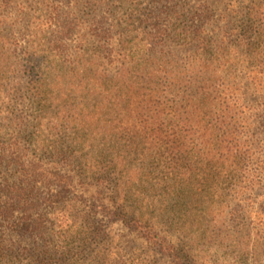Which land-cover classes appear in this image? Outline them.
Here are the masks:
<instances>
[{
    "label": "trees",
    "instance_id": "trees-1",
    "mask_svg": "<svg viewBox=\"0 0 264 264\" xmlns=\"http://www.w3.org/2000/svg\"><path fill=\"white\" fill-rule=\"evenodd\" d=\"M240 14L216 37L209 0H0V264H150L100 218L219 264L196 193L264 186V105L240 108V83L264 91V11Z\"/></svg>",
    "mask_w": 264,
    "mask_h": 264
},
{
    "label": "rangeland",
    "instance_id": "rangeland-1",
    "mask_svg": "<svg viewBox=\"0 0 264 264\" xmlns=\"http://www.w3.org/2000/svg\"><path fill=\"white\" fill-rule=\"evenodd\" d=\"M209 4L213 19V25H210V27L215 30L218 29L215 34L216 37L217 33L222 30L229 31L227 30L228 27H231L235 22L240 27L241 12L253 7L264 11V0H209ZM46 36L52 39L54 34ZM38 37L41 36L35 38ZM65 59V57L62 59L56 58L59 67L66 64L64 63ZM261 59L264 60V55L261 56ZM58 71L62 72L60 68ZM261 74L264 76L263 72ZM241 79L243 78L240 73ZM240 87L243 88L245 93L240 95V108L243 115H248L252 121L256 119L259 122L260 118L253 117V114L262 111L264 104L263 102L260 103V100L264 96V91L255 90L256 88L253 87L252 83L246 81L240 83ZM240 94H242L241 91ZM262 101L264 100L262 99ZM251 106L256 107L255 110H252ZM251 128H254V130H250L251 133H254L249 136L253 137L250 138V141L256 139V137L262 138L260 129L258 130L255 124ZM241 137L243 136H240L242 140ZM257 174H259L258 171H251L250 168L240 171V180L242 179L240 184L243 186L257 180L259 178ZM199 175H202V173L199 172ZM224 187V183L218 185L210 180V184L203 193L200 191L196 193L197 203L206 211H209V215L207 214L202 220L211 225L210 229L216 228L217 244L213 247L210 255L211 263L264 264V186L257 182L252 187L240 188L237 193L239 196L235 198L229 196L227 199L229 202L224 203L225 206L219 204L223 203L222 199L214 196L215 190L221 192V188ZM100 219L106 224L109 223L111 230L117 235L115 241L120 244V247H124L131 257L134 255L132 258L136 259L134 263L146 261L150 264H177L174 258L152 251L151 247L153 246L129 230L124 223H110L105 218ZM220 227L221 229H218Z\"/></svg>",
    "mask_w": 264,
    "mask_h": 264
}]
</instances>
